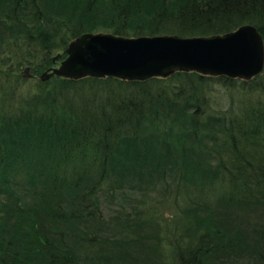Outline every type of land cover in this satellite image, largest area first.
Segmentation results:
<instances>
[{
  "label": "trees",
  "instance_id": "obj_1",
  "mask_svg": "<svg viewBox=\"0 0 264 264\" xmlns=\"http://www.w3.org/2000/svg\"><path fill=\"white\" fill-rule=\"evenodd\" d=\"M243 24L264 41V0H0V264H160L159 239L171 264H264V68L38 77L86 32Z\"/></svg>",
  "mask_w": 264,
  "mask_h": 264
},
{
  "label": "water",
  "instance_id": "obj_2",
  "mask_svg": "<svg viewBox=\"0 0 264 264\" xmlns=\"http://www.w3.org/2000/svg\"><path fill=\"white\" fill-rule=\"evenodd\" d=\"M64 53L66 56L58 66H51L39 75L41 80L53 75L145 80L167 77L176 70L249 79L264 68V41L251 24L208 36L126 37L86 32L70 41ZM29 69L26 66L23 73Z\"/></svg>",
  "mask_w": 264,
  "mask_h": 264
},
{
  "label": "rangeland",
  "instance_id": "obj_3",
  "mask_svg": "<svg viewBox=\"0 0 264 264\" xmlns=\"http://www.w3.org/2000/svg\"><path fill=\"white\" fill-rule=\"evenodd\" d=\"M59 63H60V61H58L57 60V58H56V60L53 62V65L52 66H58L59 65ZM50 68V67H49ZM49 68H47L46 70H48ZM24 69V68H23ZM23 69H22V71L21 72H23ZM45 71V70H44ZM44 71H42V72H44ZM41 72V73H42ZM40 73V74H41ZM24 74H26V75H31V73H30V69L28 70V73H24ZM39 74V75H40ZM54 76V75H53ZM39 77V76H38ZM49 79V78H48ZM47 80V79H46ZM211 95L213 96V97H216V96H219V98H223V97H226V95H224V94H226L225 93V90H224V88H222L221 86H219V85H212V89H211ZM146 194H147V196H146ZM140 195V194H139ZM146 196V199H148V200H151V201H148V204H157V203H159V201H160V198L157 196V193L156 192H152V193H144L143 195H142V197H145ZM142 197H134V196H131V197H129V199H131V200H129V199H126V202L127 201H134V204H136L137 205V203L139 202V201H141L142 199H144V198H142ZM123 205H125V206H131L130 204H128V202L127 203H123ZM115 208H117L116 206L113 208V209H110L109 208V206H108V204H105L104 205V208L102 207V212H103V217L105 218V219H108V218H110V217H112V216H110V215H113V210L115 209ZM127 208V207H126ZM166 213H167V211L166 210H163L162 211V214L163 215H160V214H158V213H156V215H157V217L158 218H160L161 220H163V219H165L168 215H166ZM150 245H154L155 243H150V242H148ZM158 245H160L161 247H162V252H163V254L161 255V253L159 254V256L161 257L160 258V264H171V261H172V258H173V255H172V253H171V251L169 250V247H168V242L165 240H163L162 242H161V240L159 239V241H158ZM158 245H156V246H158ZM154 248H155V245H154ZM153 253V252H152ZM152 258H154V256L152 257Z\"/></svg>",
  "mask_w": 264,
  "mask_h": 264
}]
</instances>
